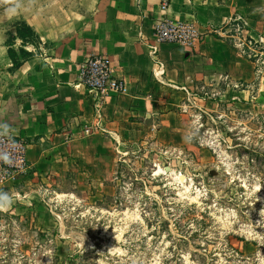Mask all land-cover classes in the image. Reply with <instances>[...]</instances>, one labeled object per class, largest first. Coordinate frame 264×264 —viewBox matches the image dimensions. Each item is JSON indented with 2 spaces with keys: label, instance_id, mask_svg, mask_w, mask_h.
I'll use <instances>...</instances> for the list:
<instances>
[{
  "label": "rangeland",
  "instance_id": "obj_1",
  "mask_svg": "<svg viewBox=\"0 0 264 264\" xmlns=\"http://www.w3.org/2000/svg\"><path fill=\"white\" fill-rule=\"evenodd\" d=\"M56 2L0 0V15ZM248 59L249 96L208 83L177 129L108 141L7 191L0 264H264V73Z\"/></svg>",
  "mask_w": 264,
  "mask_h": 264
},
{
  "label": "crops",
  "instance_id": "obj_2",
  "mask_svg": "<svg viewBox=\"0 0 264 264\" xmlns=\"http://www.w3.org/2000/svg\"><path fill=\"white\" fill-rule=\"evenodd\" d=\"M159 3L58 0L53 10L38 4L5 9L0 15V129L28 141L33 171L20 188L0 185V192L19 193L55 164L72 165L80 156L106 150L108 141L116 145L122 137L177 129L174 112L208 83L214 89L225 82L232 97L251 94L254 65L227 38L209 33L192 47L162 43L161 67L148 54L146 40L164 16L193 19L205 30L241 13L249 32L264 41V0H169L166 9ZM22 21L38 38L22 45L31 55L13 67L7 48L12 43L18 50L21 40L9 35ZM92 53L104 54L125 83L123 91L97 104V96L79 80V64Z\"/></svg>",
  "mask_w": 264,
  "mask_h": 264
},
{
  "label": "built area",
  "instance_id": "obj_3",
  "mask_svg": "<svg viewBox=\"0 0 264 264\" xmlns=\"http://www.w3.org/2000/svg\"><path fill=\"white\" fill-rule=\"evenodd\" d=\"M169 0H160V7L166 9ZM215 33L227 38L236 50L256 60L258 70L264 73V41L260 35H252L241 13H235L219 27L208 26L205 30L199 29L193 19H177L164 16L155 21L153 34L146 40L148 54L159 67L163 65L159 57V46L162 43H177L192 47L203 39L206 34ZM256 64V65H257ZM156 79H159L154 74ZM79 80L90 91L94 92L96 104L111 93L124 90L123 79L116 77L110 67L108 58L102 53H92L79 64ZM28 141L10 132L0 129V185L20 182L33 171L26 151Z\"/></svg>",
  "mask_w": 264,
  "mask_h": 264
},
{
  "label": "trees",
  "instance_id": "obj_4",
  "mask_svg": "<svg viewBox=\"0 0 264 264\" xmlns=\"http://www.w3.org/2000/svg\"><path fill=\"white\" fill-rule=\"evenodd\" d=\"M15 37H19L21 40V46H19L18 50H16L12 43L8 45L7 53L9 58L11 59L12 66L18 67L24 58L31 55V51L23 48V44L26 42H34L38 38L37 33L34 29L26 22H20L15 27V34L11 33L9 35L10 40H14Z\"/></svg>",
  "mask_w": 264,
  "mask_h": 264
},
{
  "label": "clouds",
  "instance_id": "obj_5",
  "mask_svg": "<svg viewBox=\"0 0 264 264\" xmlns=\"http://www.w3.org/2000/svg\"><path fill=\"white\" fill-rule=\"evenodd\" d=\"M13 201L9 194L0 192V211H8L12 207Z\"/></svg>",
  "mask_w": 264,
  "mask_h": 264
}]
</instances>
